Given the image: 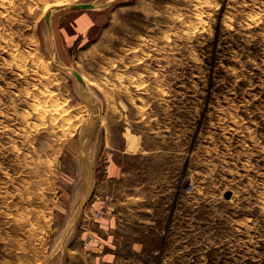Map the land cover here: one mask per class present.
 Here are the masks:
<instances>
[{
  "label": "rangeland",
  "instance_id": "374dc122",
  "mask_svg": "<svg viewBox=\"0 0 264 264\" xmlns=\"http://www.w3.org/2000/svg\"><path fill=\"white\" fill-rule=\"evenodd\" d=\"M96 201L108 264H264V0H0V264Z\"/></svg>",
  "mask_w": 264,
  "mask_h": 264
},
{
  "label": "crops",
  "instance_id": "0c3cea01",
  "mask_svg": "<svg viewBox=\"0 0 264 264\" xmlns=\"http://www.w3.org/2000/svg\"><path fill=\"white\" fill-rule=\"evenodd\" d=\"M91 164H85L86 175L82 178L84 183H86V192H91L94 190V178L93 171L91 170ZM82 171L84 169L82 167ZM83 200V201H82ZM85 202L83 197L79 202ZM98 209V202L96 201L94 205L87 207L85 210L86 216L82 223H78L76 228L72 229L69 233V236L73 235L70 238V248L69 252V264H108L112 261L114 251L112 250V232L116 230L117 222L109 214L106 216L100 217L99 219H94L92 217L93 212H96ZM98 236L99 242L92 243L90 250H85L81 243L86 239L91 237ZM91 254V255H90Z\"/></svg>",
  "mask_w": 264,
  "mask_h": 264
},
{
  "label": "water",
  "instance_id": "95a60500",
  "mask_svg": "<svg viewBox=\"0 0 264 264\" xmlns=\"http://www.w3.org/2000/svg\"><path fill=\"white\" fill-rule=\"evenodd\" d=\"M94 6L95 5L93 3H77V4H72L70 7L72 9H86V8H93ZM51 13H52L51 11L48 12L47 19H50ZM72 74L77 78V80L82 85H85L84 78H83L82 74L78 70L73 69L72 70Z\"/></svg>",
  "mask_w": 264,
  "mask_h": 264
},
{
  "label": "bare ground",
  "instance_id": "6f19581e",
  "mask_svg": "<svg viewBox=\"0 0 264 264\" xmlns=\"http://www.w3.org/2000/svg\"><path fill=\"white\" fill-rule=\"evenodd\" d=\"M58 1V0H57ZM207 1V0H206ZM206 3V2H205ZM46 4H48V3H46ZM58 7V6H57ZM54 8V7H53ZM199 19V18H198ZM256 20V19H255ZM228 24V23H227ZM48 92V91H47ZM51 93V92H50ZM49 95V94H48ZM42 107H43V105H42ZM44 108V107H43ZM36 110V109H35ZM5 126V125H4Z\"/></svg>",
  "mask_w": 264,
  "mask_h": 264
}]
</instances>
